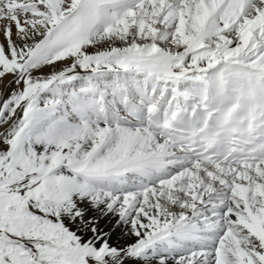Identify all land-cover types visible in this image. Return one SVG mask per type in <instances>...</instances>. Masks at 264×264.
<instances>
[{"label": "snow or ice", "instance_id": "6c2138e0", "mask_svg": "<svg viewBox=\"0 0 264 264\" xmlns=\"http://www.w3.org/2000/svg\"><path fill=\"white\" fill-rule=\"evenodd\" d=\"M0 264H264V0H0Z\"/></svg>", "mask_w": 264, "mask_h": 264}]
</instances>
